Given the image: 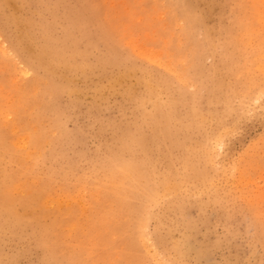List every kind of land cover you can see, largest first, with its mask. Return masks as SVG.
I'll return each mask as SVG.
<instances>
[{"label":"rangeland","instance_id":"1","mask_svg":"<svg viewBox=\"0 0 264 264\" xmlns=\"http://www.w3.org/2000/svg\"><path fill=\"white\" fill-rule=\"evenodd\" d=\"M0 53V264H264V0H0Z\"/></svg>","mask_w":264,"mask_h":264},{"label":"bare ground","instance_id":"2","mask_svg":"<svg viewBox=\"0 0 264 264\" xmlns=\"http://www.w3.org/2000/svg\"><path fill=\"white\" fill-rule=\"evenodd\" d=\"M113 1V0H112ZM110 3V2H109ZM131 3V2H130ZM116 5V4H115ZM253 9V8H252ZM256 9V8H255ZM117 10V9H116ZM130 10V9H129ZM181 12H185L186 13V11H183V9H181L180 10ZM179 11V12H180ZM188 11V10H187ZM180 12V13H181ZM176 13V12H175ZM118 14V13H117ZM183 15V14H182ZM186 15V14H185ZM187 16V15H186ZM190 16V15H189ZM167 17V16H166ZM192 21V20H191ZM188 23V22H187ZM141 24V23H140ZM189 24L191 25V23L189 22ZM141 26V25H140ZM259 27V26H258ZM189 28V27H188ZM187 29V28H186ZM191 31V30H190ZM185 33V32H184ZM259 33V32H258ZM199 34V33H198ZM189 35V34H188ZM131 36V35H130ZM202 41V40H201ZM263 42V41H262ZM202 43V42H201ZM202 45V44H201ZM191 50V49H190ZM201 50V49H200ZM259 50V49H258ZM147 53V52H146ZM1 54V53H0ZM192 54V53H191ZM154 57V56H153ZM152 58V57H151ZM154 58H156V57H154ZM144 59V58H143ZM148 62V61H147ZM155 62V61H154ZM13 66V65H12ZM138 67V66H137ZM179 72V71H178ZM30 74V73H29ZM209 76V75H208ZM20 77V76H19ZM182 81V80H181ZM209 82V81H208ZM170 87V86H169ZM68 88V87H67ZM8 91V90H7ZM37 91V90H36ZM67 91V90H66ZM153 91V90H152ZM10 93V92H9ZM14 93V92H13ZM157 95V94H156ZM15 98V97H14ZM4 102V101H3ZM157 103V102H156ZM39 107V106H38ZM13 114V113H12ZM6 116V115H5ZM7 124V123H6ZM15 124V123H14ZM20 124V123H19ZM176 129V128H175ZM219 132V131H218ZM32 136V135H31ZM29 137V139L30 140H32V141H34V139L32 138V137H34L35 138V136H32V137ZM44 136H45V134H44ZM1 139V138H0ZM42 139V138H41ZM154 139V138H153ZM23 140V139H22ZM28 140V139H27ZM29 140V141H30ZM16 144V143H15ZM33 145H34V142L32 143ZM43 144H44V142H43ZM13 145V144H12ZM37 145V144H36ZM126 145V144H125ZM200 145V144H199ZM48 146V145H47ZM50 147V146H49ZM207 148V147H206ZM41 149V148H40ZM144 149V148H143ZM42 150V149H41ZM117 154V153H116ZM36 155V154H35ZM211 159V158H210ZM137 163V162H136ZM208 166V165H207ZM137 169V168H136ZM114 172V171H113ZM152 172V171H151ZM125 177V176H124ZM128 178V177H127ZM30 179V178H29ZM27 180V179H26ZM143 180H145V179H143ZM124 181V180H123ZM124 183V182H123ZM122 183V184H123ZM38 184V183H37ZM168 184V183H167ZM39 185V184H38ZM35 187H36V185H35ZM166 187H168V185H166ZM7 188V187H6ZM168 190V189H167ZM144 191V190H143ZM9 192V191H8ZM7 192V193H8ZM99 192V191H98ZM114 192V191H113ZM112 192V193H113ZM168 192V191H167ZM23 193V192H22ZM104 193V192H103ZM124 193V192H123ZM10 196V195H9ZM104 196V195H103ZM115 197V196H114ZM11 200H13V199H11ZM10 201V200H9ZM68 202V201H67ZM9 204H11V202L9 203ZM128 204V203H127ZM122 205V204H121ZM121 205H120V207H121ZM151 205V204H150ZM153 205V204H152ZM128 206H129V204H128ZM126 207V206H125ZM122 208V207H121ZM128 210H129V208H128ZM93 211V210H92ZM129 212V211H128ZM131 212V211H130ZM150 213V212H149ZM120 216V215H119ZM146 217V216H145ZM120 218V217H119ZM131 218V217H130ZM47 219V218H46ZM141 220H144V219H141ZM146 220V219H145ZM7 222V221H6ZM121 222V221H120ZM130 224V223H129ZM120 225V224H119ZM75 226V225H74ZM68 227V226H67ZM71 227V226H70ZM143 227V226H142ZM119 229V228H118ZM126 229V228H125ZM73 230H75V229H73ZM138 230V229H137ZM140 230V229H139ZM122 231H124V230H122ZM142 231H144L143 229H142ZM70 232V231H69ZM120 233H121V231H120ZM140 233H143V232H141L140 231ZM88 234V233H87ZM137 234V233H136ZM85 235V234H84ZM140 235V234H139ZM143 235V234H142ZM141 236V235H140ZM139 236V237H140ZM101 237V236H100ZM142 238H143V236H142ZM146 238V237H145ZM139 240H140V238H139ZM144 240V239H143ZM142 240V241H143ZM104 241V240H103ZM144 242V241H143ZM98 243V242H97ZM110 244V243H109ZM98 245V244H97ZM180 245V244H179ZM100 246V245H99ZM127 247V246H126ZM128 248H129V246H128ZM73 249V248H72ZM137 249V248H136ZM147 254V253H146ZM179 254V253H178ZM98 256V255H97ZM99 258V257H98ZM137 260V259H136ZM84 261V260H83ZM90 261V260H89ZM127 261V260H126ZM116 263V262H115ZM143 263V262H142ZM3 264V263H2ZM100 264V263H99ZM102 264V263H101ZM113 264V263H112ZM138 264V263H137ZM140 264H141V262H140Z\"/></svg>","mask_w":264,"mask_h":264}]
</instances>
